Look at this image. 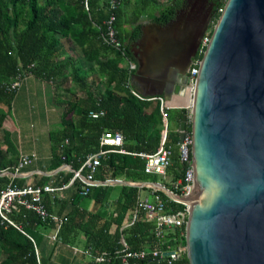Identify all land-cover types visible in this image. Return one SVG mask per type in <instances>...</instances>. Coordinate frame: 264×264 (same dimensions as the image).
Returning a JSON list of instances; mask_svg holds the SVG:
<instances>
[{"label":"trees","instance_id":"16d2710c","mask_svg":"<svg viewBox=\"0 0 264 264\" xmlns=\"http://www.w3.org/2000/svg\"><path fill=\"white\" fill-rule=\"evenodd\" d=\"M162 1L120 0L118 8L113 10L110 0H0V106L10 109L16 91L8 90V86L24 74L58 81L59 88L67 85L71 76L73 87L79 88L83 94L67 104L63 129L53 137L59 159L54 167L69 164L74 170H80L87 158L101 149L100 140L105 132H120L124 136L123 147L128 154H107L95 179L101 182L122 178L135 183L160 182L159 176L145 173L146 160L140 154H154L160 147L165 129L163 116L158 102L141 101L132 94L131 80L137 70H130L127 58L136 63L132 47L143 37L144 16L164 26L176 18L177 12L189 6V0H168L166 5ZM206 1L212 8V28L208 32L211 38L228 0ZM112 14L117 18L115 29L118 38L124 43L125 56L107 46L102 39L106 22ZM76 46L81 47L84 61L91 63L94 72L104 81L105 90L102 93L94 87V82H87L86 74L74 56ZM206 49L198 52L196 60L202 61ZM66 90L70 91V88ZM181 104H191L189 90ZM91 111H104L105 115L92 119L89 117ZM186 112V109H170L167 112L169 128L166 143L174 149V155L173 164L167 171L170 181L163 184L177 195L183 193L175 189L173 183L183 179L188 168L179 156V127ZM5 117L6 114L0 112V129ZM187 134L192 136L191 123L187 125ZM66 141L68 144L64 145ZM5 143L10 152L17 154L8 133L5 134ZM14 167L11 160L0 162V173ZM82 173L86 175L87 170ZM62 176L63 179L56 184L58 187L67 185L74 174ZM0 183L4 188L9 184L24 188L16 181L10 182L1 177ZM73 185L77 188L73 198L74 209L59 231V240L74 246L77 237L82 234L86 253L90 256L88 264H122L125 252L123 239L132 251L144 248L165 251L168 247L176 249L179 246L186 249V225L168 229L165 238L161 239L156 234V225L146 221L144 213L138 215L135 221L129 218L136 211L141 190L159 195L166 202L168 213L185 209L184 205L171 200L163 192L123 186L116 209L110 215L103 216L100 212H90L79 207L83 199V184L75 180ZM107 195L106 187L99 188L97 205L102 204ZM43 196V205L52 213V201L47 195ZM10 219L14 226L2 224L0 219V264H43L36 253L38 236L33 232L39 225L53 226V223L43 221L35 212L23 206L18 207ZM103 254L105 260L99 262L98 258ZM130 264L169 262L168 259L160 260L150 256L143 260H133ZM171 264H190L187 251Z\"/></svg>","mask_w":264,"mask_h":264},{"label":"water","instance_id":"95a60500","mask_svg":"<svg viewBox=\"0 0 264 264\" xmlns=\"http://www.w3.org/2000/svg\"><path fill=\"white\" fill-rule=\"evenodd\" d=\"M194 0L165 26L152 24L134 54L132 84L144 96L180 95L209 25ZM156 29L157 34L149 30ZM191 114L194 192L181 197L159 182L137 184L189 206L190 264H264V0H228L197 72ZM185 105L173 109H186Z\"/></svg>","mask_w":264,"mask_h":264},{"label":"crops","instance_id":"0c3cea01","mask_svg":"<svg viewBox=\"0 0 264 264\" xmlns=\"http://www.w3.org/2000/svg\"><path fill=\"white\" fill-rule=\"evenodd\" d=\"M168 2V0H163L162 4L166 5ZM186 9H188V7ZM183 10H180L179 12ZM179 12H177V14ZM142 24L144 35L143 29L153 26L152 24H154V22L150 20L149 16H144L142 18ZM149 31L157 34L156 29H151ZM139 42L132 47V51L138 48L137 44ZM74 56L80 67L83 69V73L86 74L87 82L89 84H93L94 82V87L99 90V93H102L105 90L104 81L94 72V66L91 63L84 61L81 47H75ZM135 58L138 69L137 57L135 56ZM59 84L60 82L58 81L43 80L32 74H24L22 76V84L15 92L10 109L6 106H0V112L6 114L4 123L0 129V162H8L11 160L15 164L14 168H16L22 161L23 157H29L32 160L30 164L24 166L18 171L14 168L3 170L2 173H0L1 179L9 180L10 182L16 181V183L22 184L24 187L29 185H33V187L35 185L43 186V183H45V185L51 184L54 188H60L56 184L63 179L62 175L75 174V171H77L69 164H62L59 167H54L55 164L59 162V159L56 155V142L53 140V137L55 133L60 132L63 129V116L67 104L75 98L82 97L83 95L79 91V88L73 87L71 76L68 78L67 85L59 88ZM131 85L133 89L144 96L143 92H145V89H143L140 84H138V87H135L131 80ZM68 87L70 88V91L66 90ZM163 97L171 106H182L181 102L184 96L181 97L174 94L170 99H168L167 96ZM154 105H156V103ZM6 133H8L10 140L13 142L17 150V154L15 155L8 150L5 143ZM67 144V142L64 143V145ZM162 178L169 183V176ZM98 182L99 185L94 187L97 190H92L93 192L88 196L82 195L83 199L79 207L82 210L90 212H100L103 216H108L114 212L123 186L137 187V184H139L123 178ZM66 186L65 189L55 194H44V196L47 195L52 201V213L65 217H67L74 209L73 198L77 191L72 180ZM101 187H106L108 189V195L102 204L97 205L96 195ZM2 189H4V186L0 183V190ZM142 192L143 190L140 191V199H142ZM91 195L93 196L95 204L93 207L94 209L89 210L83 201L86 197H90ZM151 196L152 192L149 191V194L144 199L150 198ZM133 216L134 213H131L129 218L133 219ZM52 225L53 226L50 224L39 225L33 232L41 239V243L37 246V250L42 263L88 264L90 256L86 253L84 236L80 234L77 237L74 246L64 244L60 240L54 241L53 237L55 236L56 230L54 224ZM47 228H49V231ZM81 245H84V247H81ZM42 255L44 257H41ZM47 258H49V260Z\"/></svg>","mask_w":264,"mask_h":264},{"label":"built area","instance_id":"2783aa9c","mask_svg":"<svg viewBox=\"0 0 264 264\" xmlns=\"http://www.w3.org/2000/svg\"><path fill=\"white\" fill-rule=\"evenodd\" d=\"M120 4V0H110V5L113 10H116ZM86 8L88 9V3L86 2ZM115 14H112L109 20L106 22V30L102 35L103 42L113 48L114 50L121 52L125 56V46L124 43L118 38L117 31L115 29L116 22ZM211 38L205 36L202 39L201 46L199 51H203L207 48ZM201 49V50H200ZM198 51V52H199ZM206 51V50H205ZM126 58V57H125ZM127 62L130 70H137V64L127 58ZM201 65V61L194 60L191 68L188 72V82L185 87V90L179 96L183 97L187 91L190 92V101L191 104L186 106V110L192 109V101L195 93V85L197 79V72ZM34 65L31 66V68ZM22 84V76L17 80L12 82L8 86V90L17 91ZM132 94L141 101L149 102H158L160 105L161 114L164 121V131L162 136L161 145L154 154H140V156L146 160L145 173L149 175L156 176H167L168 169L173 164V155L174 149L171 146L167 145L168 137V110L173 109L175 106L168 104L167 100L163 96L158 97H145L139 94L135 89L132 88ZM105 112H94L89 113V117L92 119H99L104 116ZM68 142V141H66ZM101 149L90 155L87 160L84 162L80 170L75 171L72 182L75 180H80L83 184V189L81 195L88 196L91 192V189L98 186L99 182L95 179L96 173L102 163L103 158L110 153H119V154H128L124 149V136L120 132H105L100 140ZM192 152V136H186L183 142L179 143V156L182 163H185L188 168L183 179H180L173 183L175 189L180 190L183 194L179 195L181 197H189L194 192L195 185V171L193 167V159L191 158ZM32 162L31 158L23 157L22 161L16 168V171L20 170L24 166H27ZM83 170H87V174L83 175ZM2 173V171H1ZM67 186L60 188H54L51 184L42 186V187H17L9 184L6 188L0 190V219L1 223H8L10 225H15L14 222L10 219V215L17 211L18 207L23 206L27 210L35 212L43 221H50L55 226V236L53 240H59V231L61 227L67 223L68 218L65 216H59L58 214L49 212L42 203V196L46 193L55 194ZM185 209L180 210L177 213H168L166 208V202L159 196L152 193L150 198L140 199L134 212L133 221L138 218V215L141 213L145 214V220L156 225V234L161 239L165 238V232L168 229L181 228L186 225L188 216H189V206L184 205ZM33 240V239H32ZM34 242V241H33ZM125 252L122 258V264H130L133 260H143L147 257L152 256L155 259H168L169 264L173 261L180 259L185 252V248L179 246L176 249L168 247L167 250L163 251L159 248H144L137 251L129 250L124 239L122 240ZM165 244V243H164ZM78 251V250H76ZM37 255L38 250L36 249ZM39 257V256H38ZM105 254L102 257L98 258L99 262L105 260ZM40 262V259H39Z\"/></svg>","mask_w":264,"mask_h":264},{"label":"rangeland","instance_id":"374dc122","mask_svg":"<svg viewBox=\"0 0 264 264\" xmlns=\"http://www.w3.org/2000/svg\"><path fill=\"white\" fill-rule=\"evenodd\" d=\"M210 27L212 28V23H211V20L209 21V25H208V27H207V30H206V32H205V35H204V37L206 36H209V30H210ZM210 37V36H209ZM202 42V41H201ZM202 44H200V46H201ZM200 48V47H199ZM79 55H80V52H79ZM185 106H187V105H185ZM188 114L190 115L191 114V110L190 109H188ZM158 180L161 182V183H165L166 181L162 178V177H159L158 178ZM149 194V191L148 190H143V192H142V199H144L147 195ZM84 203H85V206L87 207V208H89V210H92V209H94L93 207H94V200H93V196L91 195L90 197H86L85 199H84V201H83ZM88 204V205H87ZM90 204V205H89ZM47 230L49 231V228H47ZM38 239V242H39V245H40V243H41V239H40V237H38L37 238ZM81 247H84V245H81ZM41 257H44L43 255L41 256ZM45 259V258H44ZM43 259V260H44ZM48 260H49V258H47Z\"/></svg>","mask_w":264,"mask_h":264},{"label":"flooded vegetation","instance_id":"af4514ba","mask_svg":"<svg viewBox=\"0 0 264 264\" xmlns=\"http://www.w3.org/2000/svg\"><path fill=\"white\" fill-rule=\"evenodd\" d=\"M192 1H194V0H189V5H190V3L192 2ZM206 8H207V10L209 11V15H210V18H211V11H212V8H210L209 6H208V3H207V1H206ZM189 7V6H188Z\"/></svg>","mask_w":264,"mask_h":264}]
</instances>
